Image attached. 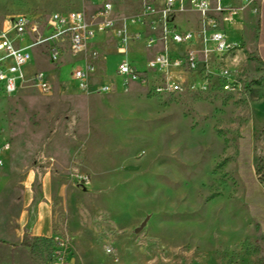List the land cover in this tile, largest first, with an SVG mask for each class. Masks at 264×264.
Returning a JSON list of instances; mask_svg holds the SVG:
<instances>
[{
	"label": "rangeland",
	"instance_id": "obj_1",
	"mask_svg": "<svg viewBox=\"0 0 264 264\" xmlns=\"http://www.w3.org/2000/svg\"><path fill=\"white\" fill-rule=\"evenodd\" d=\"M108 1L116 27L125 19L143 23L134 25L139 37L128 28L140 43L118 53L108 30L77 60L36 55L26 65L29 73L43 71L51 91L30 79L13 95L0 91V144L9 145L0 170V223L25 230L19 218L27 197L31 208L45 203L52 235L32 238L44 264H264V218L250 213L237 161L249 127L251 170L264 194L262 0H227L235 14L225 21L215 13L228 45L222 51L198 34L190 4L177 3L184 8L168 23L192 28L197 61L186 68L187 46L167 45L183 63L169 69L183 89L167 93L154 89L164 80L161 71L146 68V58L164 49L158 17L142 15L145 0ZM100 7L93 0H0V28L11 16L44 23L53 12L71 10L96 23ZM124 56L133 58L138 79L115 75ZM85 62L94 70L79 87L70 72Z\"/></svg>",
	"mask_w": 264,
	"mask_h": 264
},
{
	"label": "built area",
	"instance_id": "obj_2",
	"mask_svg": "<svg viewBox=\"0 0 264 264\" xmlns=\"http://www.w3.org/2000/svg\"><path fill=\"white\" fill-rule=\"evenodd\" d=\"M100 3L99 22L95 25L86 20L84 11L71 10L67 12H53L49 14L44 23H40L26 15L11 16L0 28V91L4 95H13L27 79L42 92L52 90V84L44 75L43 71L35 69L27 72L25 67L30 64L36 55H40L55 63L61 58L62 53L68 52L75 60L85 51L86 46L94 38L97 31L112 29L116 38L119 39L118 51L124 50L129 33L125 21L120 27L115 26V20L111 18L112 4L108 0H93ZM191 8L199 15L201 30L198 34L202 37H210L215 43V48L222 51L228 48L224 33L216 29L217 16L221 14L225 21L235 14L232 7L222 3L224 0H187ZM245 3L250 0H243ZM263 1V0H262ZM183 0H162L157 6L155 0H145L143 3L142 15L158 13L160 20L156 26V36L164 49L154 53L147 58L146 68L149 71L158 69L164 79L155 85L157 92L167 93L182 90V83H179L176 76L170 75L169 69H178L182 66L179 57L171 58L168 55L167 45L169 43L185 44L186 68L193 69L196 66V51L191 48L194 33L192 30H177L168 22L169 16L178 8L177 3ZM140 21L135 18L131 22ZM139 37V33H134ZM153 39L148 40V46ZM94 68L90 63L75 65L70 72V79L83 87L86 78L93 72ZM133 65L122 60L116 67V74L131 79H138ZM9 148L8 143L0 144V170L3 165L2 153ZM58 243L62 242L58 239ZM109 251V250H107Z\"/></svg>",
	"mask_w": 264,
	"mask_h": 264
},
{
	"label": "crops",
	"instance_id": "obj_3",
	"mask_svg": "<svg viewBox=\"0 0 264 264\" xmlns=\"http://www.w3.org/2000/svg\"><path fill=\"white\" fill-rule=\"evenodd\" d=\"M185 1L188 2L187 0H185ZM155 2L157 4V6H159V5H161L162 0H155ZM222 3L226 5L227 4V0L222 1ZM149 14L143 15V16L146 17V18L147 17L149 18V17L157 16L158 17L157 18L158 21L160 20V15L157 12L155 14L154 13H149ZM237 16H239V15L236 14L233 19H236ZM97 18H99V17H97ZM89 23L95 25V23H93V22H89ZM136 24H140L141 28L143 27V23L142 22L137 21V22L131 23L130 21L125 19V25H126V29H127L128 33L130 31L128 28H130V29L132 28V29H134L136 31L134 33H138V30H140V29H137V28L134 27V25H136ZM178 25L181 26V24H178ZM175 28L177 30L179 29L178 27H175ZM108 30L111 33L114 34L112 29L100 30L101 36L99 38H97V37H95L96 36L95 35L94 38L91 40V42L96 41V40L97 41L98 40H103L106 37L107 32H109ZM179 30H192V28L190 26H185V27H183L182 29H179ZM130 37L131 36H129L127 38V42H126V45H125V48H124V53H121V54L125 55L126 52L129 49V47H131V46H133V45H135L137 43H140L139 40L134 41V40L130 39ZM116 46H117V48L120 47L119 39H117ZM118 53H120V52L118 51ZM66 55H68V52L66 54V52L64 51L62 53L61 57H64ZM69 58L72 59V61L75 60L72 56H70ZM147 58H149V57H147ZM147 58H146V60H147ZM132 59L133 58H131L129 60V58L124 56L123 60H126V61L130 62ZM115 75H117V74L115 73ZM27 198L28 199L26 200V202H27V205H29V208L27 210H24L22 212L20 218H19V222H20V224L22 226L27 225L25 230L16 229V231L10 232L8 230H5V228L0 223V264H12L13 263V261H12V249H13V247L18 246L22 242L24 233H27L31 238H34V237H37V236L48 237V236L52 235L51 213L47 209L46 204L43 203V202H40V203L37 204V209L36 208H31L32 205H30V204H32V202H33V196L30 195ZM30 256L35 261H37L38 263L44 264L39 258H37V256H35L33 254V243L31 245ZM23 262H26V256L23 257Z\"/></svg>",
	"mask_w": 264,
	"mask_h": 264
},
{
	"label": "trees",
	"instance_id": "obj_4",
	"mask_svg": "<svg viewBox=\"0 0 264 264\" xmlns=\"http://www.w3.org/2000/svg\"><path fill=\"white\" fill-rule=\"evenodd\" d=\"M264 25V0L261 2V28ZM263 32L260 29L258 35L259 53L264 60V46H262ZM250 128H246L242 138L239 140V152L237 155L238 173L246 183L247 191L245 193V200L250 208L252 215L263 216L264 218V194L255 187V179L250 165ZM264 220V219H263ZM264 222V221H263ZM264 225V223H263ZM264 230V229H263ZM32 245V238L24 233L22 242L12 249V264H40L30 256ZM26 256V262H23V257Z\"/></svg>",
	"mask_w": 264,
	"mask_h": 264
},
{
	"label": "bare ground",
	"instance_id": "obj_5",
	"mask_svg": "<svg viewBox=\"0 0 264 264\" xmlns=\"http://www.w3.org/2000/svg\"><path fill=\"white\" fill-rule=\"evenodd\" d=\"M121 51H122V50H120L119 52H121ZM123 51H124V50H123ZM123 51H122V52H123Z\"/></svg>",
	"mask_w": 264,
	"mask_h": 264
}]
</instances>
